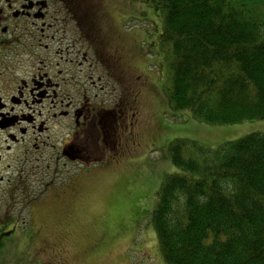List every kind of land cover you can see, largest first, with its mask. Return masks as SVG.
Segmentation results:
<instances>
[{
	"label": "trees",
	"instance_id": "1",
	"mask_svg": "<svg viewBox=\"0 0 264 264\" xmlns=\"http://www.w3.org/2000/svg\"><path fill=\"white\" fill-rule=\"evenodd\" d=\"M136 1L161 23L151 46L172 112L209 125L264 120V0ZM167 149L177 171L151 215L163 263L264 264V133L215 151L186 140Z\"/></svg>",
	"mask_w": 264,
	"mask_h": 264
},
{
	"label": "rangeland",
	"instance_id": "2",
	"mask_svg": "<svg viewBox=\"0 0 264 264\" xmlns=\"http://www.w3.org/2000/svg\"><path fill=\"white\" fill-rule=\"evenodd\" d=\"M106 9L116 29L124 33L121 45L132 75L143 77L146 83L138 87L133 81L126 82L122 88L111 76L107 80L97 65L91 67L89 61L82 60L84 46L78 45L77 52L71 50L69 55H56L58 37L54 41L40 38V43L49 47L46 51L40 48V73L50 74L58 68L66 73L72 84L71 110L83 102L86 105V101L91 107L110 110L120 95L123 98L125 93L127 102L128 91L132 95L137 91L146 124L144 130L137 131L141 144L124 146L117 155L118 165L93 180L84 199L77 202L74 215L68 222L60 221L64 217L57 207L49 209L51 189L59 188L67 177L60 175L62 168L54 164L53 154L63 135L73 130L74 122L72 115L51 119L59 105L53 108L49 103H41L42 158L40 169L35 170L40 172V183L28 185V198L40 197V206L31 204L25 208L17 197L9 199L5 183L0 184V264H164L151 215L163 179L177 171L168 156L169 144L186 140L196 147L215 151L227 142L264 133V120L209 125L193 119L187 112H172L162 95L165 71L155 64V49L151 46L160 21L152 9L136 0H107ZM136 45L141 52H136ZM142 55L146 58L144 68ZM96 68L99 75L95 74ZM89 76L94 77V82L99 76L98 84L92 85ZM76 170L73 165L62 172L75 175ZM0 174L8 176L2 170ZM58 236L63 238L62 245L55 242L60 239Z\"/></svg>",
	"mask_w": 264,
	"mask_h": 264
},
{
	"label": "flooded vegetation",
	"instance_id": "3",
	"mask_svg": "<svg viewBox=\"0 0 264 264\" xmlns=\"http://www.w3.org/2000/svg\"><path fill=\"white\" fill-rule=\"evenodd\" d=\"M106 2L0 0V170L8 175L0 174V184L5 183L9 199L17 197L25 208L40 206V197L28 198V185L40 183V172L35 171L40 169L42 158L40 104L49 103L53 108L59 105L51 119L72 115L74 128L63 135L53 161L62 170L69 171L73 165L77 168L75 175L61 170L60 175L67 179L59 188L51 189L49 209L57 207L63 222L74 215L88 185L118 165L117 155L123 147L141 144L137 131L146 125L137 91L135 95L128 91L127 102L125 93L123 98L120 95L110 110L91 107L87 101L71 110L72 84L66 73L59 68L50 74L40 73V48H49L40 43L41 39L54 41L58 37L56 55H69L71 50L77 52L78 45L84 46L82 60L89 61L91 67L97 65L107 80L111 76L122 88L126 82L133 81L138 87L146 83L143 77L132 75L121 45L123 32L107 16ZM97 79L94 82V77L89 76L88 81L95 85ZM57 238L56 244L62 245L63 238Z\"/></svg>",
	"mask_w": 264,
	"mask_h": 264
}]
</instances>
